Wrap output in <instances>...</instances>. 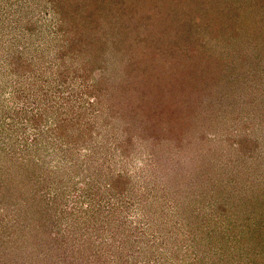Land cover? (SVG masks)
<instances>
[{"label":"rangeland","instance_id":"rangeland-1","mask_svg":"<svg viewBox=\"0 0 264 264\" xmlns=\"http://www.w3.org/2000/svg\"><path fill=\"white\" fill-rule=\"evenodd\" d=\"M0 264H264V0H0Z\"/></svg>","mask_w":264,"mask_h":264},{"label":"trees","instance_id":"trees-1","mask_svg":"<svg viewBox=\"0 0 264 264\" xmlns=\"http://www.w3.org/2000/svg\"><path fill=\"white\" fill-rule=\"evenodd\" d=\"M154 47H155V46H154ZM156 48H157V47L154 48V51H153V53H152V56H155L154 53L156 54ZM157 52H158V51H157Z\"/></svg>","mask_w":264,"mask_h":264}]
</instances>
